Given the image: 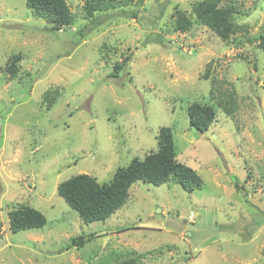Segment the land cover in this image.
<instances>
[{
  "label": "rangeland",
  "instance_id": "1",
  "mask_svg": "<svg viewBox=\"0 0 264 264\" xmlns=\"http://www.w3.org/2000/svg\"><path fill=\"white\" fill-rule=\"evenodd\" d=\"M197 1L133 0L137 18L118 9L90 21L85 0H67L72 24L55 29L26 0H0V264H264V0L223 1L243 10L227 41L196 18ZM178 11L188 30L175 29ZM232 95L227 114L220 100ZM195 101L215 107L206 132L189 124ZM162 126L201 189L138 180L90 223L59 195L71 176L108 183L158 151ZM23 205L46 225L12 231L9 212Z\"/></svg>",
  "mask_w": 264,
  "mask_h": 264
},
{
  "label": "trees",
  "instance_id": "2",
  "mask_svg": "<svg viewBox=\"0 0 264 264\" xmlns=\"http://www.w3.org/2000/svg\"><path fill=\"white\" fill-rule=\"evenodd\" d=\"M145 0H137L141 5ZM224 0H201L193 4L192 11L196 18L207 25L222 40L227 41L235 33L237 24L235 18L242 15L243 10L234 3H223ZM27 6L34 16L53 23V28L61 29L72 24L73 14L67 0H26ZM133 0H85V19L93 21L98 13L116 11L126 18H137L138 10L133 9ZM192 18L184 11H178L173 21L175 29L188 30L192 26ZM264 51V33L259 36ZM18 57H15L7 70L17 76ZM130 56L124 57L113 66L111 77L118 78L126 67ZM227 114L235 110L233 95L220 100ZM188 118L191 127L200 132H206L215 121L216 110L211 104L193 102L188 106ZM159 150L151 152L144 159L133 158L127 166L118 167L112 179L101 183L97 178L80 173L59 183L57 190L67 204L76 210L85 223L104 220L121 208L129 198L133 183L138 180L161 185L172 180L183 189L193 192L201 189L204 180L193 168L178 161L177 148L172 128L162 126L159 129ZM12 231L41 228L47 223L45 215L30 205H23L9 212ZM85 236L72 239L82 244ZM115 264H136L135 258L123 259Z\"/></svg>",
  "mask_w": 264,
  "mask_h": 264
}]
</instances>
